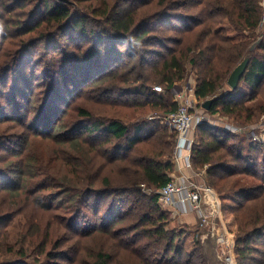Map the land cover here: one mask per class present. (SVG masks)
Returning a JSON list of instances; mask_svg holds the SVG:
<instances>
[{
  "label": "trees",
  "instance_id": "16d2710c",
  "mask_svg": "<svg viewBox=\"0 0 264 264\" xmlns=\"http://www.w3.org/2000/svg\"><path fill=\"white\" fill-rule=\"evenodd\" d=\"M262 1L0 0V93L30 61L42 59L55 87L51 102L49 96L44 102L50 103L44 133L58 126L65 110L63 84L83 91L93 83L86 93L102 103L101 116L79 108L87 120L49 138L61 145L58 150L22 156L15 146L8 158L0 154V195L21 190V200L28 196L48 215L41 224L27 218L11 242L5 227L23 210L22 202L0 198V264H208L202 233L187 255L177 246L185 230L168 227L170 211L159 203L157 190L176 169V132L159 120L148 128V120L128 123L111 113L126 104L135 112L149 106L167 115L178 107L173 88L193 77L196 97L213 99L211 114L253 123L264 113ZM247 54L243 80L253 88L238 94L240 86L232 90L227 79ZM157 85L164 91L157 92ZM26 133L11 135L22 140L1 135L0 141L27 145L38 137ZM196 139L190 160L194 170L208 166L204 180L219 192L236 233L237 264H264V144L207 123L196 127ZM143 185L152 193H144Z\"/></svg>",
  "mask_w": 264,
  "mask_h": 264
},
{
  "label": "rangeland",
  "instance_id": "374dc122",
  "mask_svg": "<svg viewBox=\"0 0 264 264\" xmlns=\"http://www.w3.org/2000/svg\"><path fill=\"white\" fill-rule=\"evenodd\" d=\"M260 5H261V9L263 10V15H264V0L261 2ZM1 21L2 20L0 19V22ZM174 22L179 23L177 21H174ZM15 25H13L12 28L10 27L11 26L10 24L9 25L7 24L5 26L13 30L15 29L14 28ZM164 27L168 28L170 33L173 32V28L170 27L169 25L164 26ZM228 32L230 35H234V34L238 35V33L232 31L231 29H228ZM259 32L261 33L260 30ZM248 33H249L248 30L244 31L243 33L239 34V37L244 38V35H247ZM26 37L28 36H25V38ZM260 39L261 38L256 39L255 42ZM7 44H8V41H7ZM41 60L42 59H40V61H37V59H34L32 62L30 61L23 70L19 71L20 73L18 72V74L20 75H17L15 79L12 76L8 87L6 88V91H4V94L0 93V107L1 106L4 107V109H1L2 113L0 116V136L3 135L7 137V135H10V136L12 134L17 135L16 133L18 132L21 134L24 133L23 135L24 137L27 134L26 132H28L30 133V136L32 137L35 135H37L38 137H36L33 140L30 139L27 145L23 141L22 143H18L19 145L14 144V142L12 143L11 141H7V139L6 140L4 139L5 141H0V154H2V157L8 158L9 155H12V153H14L12 151L16 147L23 151L22 156H26L25 153L29 154L33 150L38 151L40 153H44V154L52 153L53 149L58 150L56 146L61 147V145L54 144V142H52V140L49 139L50 137L57 135V134L63 135L65 131L70 130L77 121L87 120L80 113L79 108H89V110L93 114L100 115L98 108L102 106V103L96 102L95 97L88 96L86 93L87 90L93 87V83L88 84L86 87H82L83 91H76V84L70 85V87L63 84L62 85L64 86L63 95L65 94L67 103L62 101L60 105H62L63 108H65V110L64 112H60L61 117L58 121V126L54 128H50L48 134H46V132L44 133L45 131L43 127L44 119H45V116L49 114L48 111H45V110L50 104L49 102H48L49 104L44 103V102H45L46 97L48 96H49L48 101L50 100L51 102L52 98L54 97L55 87L53 85L52 86L50 85L53 82V81L52 82L49 81L50 78L46 79V72L42 66L43 63L41 62ZM189 79L190 77L185 82H182V83L187 84ZM78 82L79 80L76 79L75 83H78ZM68 87L69 89L72 90V91H69V93H68L69 89H67ZM252 88H253V84L251 85L250 83H247L243 80L240 84V89L238 91V94H241L243 92H249L250 90H252ZM22 94H24V96L27 97L26 100L21 97ZM14 96L17 97L18 103L16 104L12 103V97ZM105 102H108V101L105 100ZM254 102L256 103L257 100L248 102V104L253 105ZM105 105L108 106L106 103ZM125 105L126 104L116 105L115 106L116 111L112 112L111 114H113V116L122 118L124 121L128 123L131 121L133 122L134 120H143V119L148 120L147 123L145 124V126H147L148 128H154L158 124H160V122L158 121L159 119L155 118L156 113L153 112L154 109L153 110L150 109L149 106H146L144 109H141L135 112L134 111L135 107H127ZM197 108L200 109V110H197L198 115L205 114L209 116L207 124H210L213 126L214 125H224L222 123H219V121L216 122L220 118H222L221 121L224 120L226 117H224L223 115L213 114V113L210 114L208 112H205L204 107H201V106H198ZM152 116L154 118H152ZM227 119L229 120V122H231L230 120H232L228 117ZM251 122L253 123H251L249 126H252V127L257 126V129H256L257 133H255V137H257V139H255L254 141L253 140L254 138L252 139L249 137L251 142L253 140V143L256 145L264 144V113L259 116H256L254 120ZM196 127H194L190 132L191 136L195 139V141L197 140L196 139ZM245 134H249V133L247 131L242 132L241 136L243 135L247 136ZM84 137L85 136H81L80 138L82 139ZM14 138L17 141L22 140L20 138L12 137L13 140ZM4 144H5V149L3 146ZM34 146H36V149L33 148ZM10 148H12V151H10ZM0 164H3V163L1 162ZM190 168L192 172H195L194 175H196V173H199V175L201 174L199 176L200 179L202 177L203 178L205 177L206 169L194 170L192 163H191ZM173 180L176 182L178 181V179H173ZM210 187L212 188V191H213L211 197L214 200V202L213 204L206 203L205 201L206 197L204 196L201 202V208L203 207L204 214L207 216L206 218H208L210 221L212 220L218 221V223L223 228V233L222 232L220 233L219 228H217L218 234L220 233L219 236L222 235V237H220L221 240L219 242L220 253L223 255L225 259L227 260L229 259V261H231L232 264H237L236 257H235L236 233L230 231L227 225V222H226V218H231V217L223 211L222 199L217 189H215L212 185ZM15 192H17L15 193V195L14 194L11 195L12 199L11 197H9V195H6L5 192H2V195H0V198L4 197V200H6L7 202L9 201V203L13 199L14 200L12 202L19 200V199L21 200V196H19V193L21 192V190L19 191L15 190ZM27 197L28 196L24 195V200H21L22 203L19 205V208L23 207V210H20L21 212H19V214L14 215L12 217L13 218L12 221L8 224L7 227H5L6 229L5 231L7 232L9 236V240L11 242L19 239L20 231L22 229V226L27 222V218H30V223H37V224H41L46 219H48L47 212L45 210L39 209V206H37V204H33L32 201H28ZM108 199L111 200V197H108ZM109 200L105 199V201L102 204L104 214L106 213L105 211L107 208V204L110 203ZM0 202L2 203L3 199H0ZM166 209L168 210L167 206H166ZM169 211H170V216H169L170 222H169L168 227L179 229V230H185V233L183 234V236L177 240V246L185 249V251L187 252V255L193 253V250H196V244H197L196 241H197L199 233L207 232L205 228H202L200 226L199 222L201 220L198 217L196 210L192 209L190 210L189 213H186V212H182L181 210L171 208L169 209ZM104 214L102 212L100 217L103 216ZM187 214H192L191 216L196 218V222L190 223L186 221L185 218L186 216H188ZM58 216H61V215L58 214ZM80 218H84V215H82ZM118 224L119 223L114 225V227L115 228L118 227L119 226ZM4 225L5 223L3 224V226ZM227 232H229L230 234L227 235ZM225 240L227 241V244Z\"/></svg>",
  "mask_w": 264,
  "mask_h": 264
},
{
  "label": "built area",
  "instance_id": "2783aa9c",
  "mask_svg": "<svg viewBox=\"0 0 264 264\" xmlns=\"http://www.w3.org/2000/svg\"><path fill=\"white\" fill-rule=\"evenodd\" d=\"M262 25H264V17L262 20ZM154 88L157 92L164 91L163 87L160 85H157ZM172 92L174 94V101L178 105L177 109L167 115H156L155 118H158L159 121L168 126L170 130L176 132V144L174 148L173 162L178 161L184 156L185 153L187 165L188 167H191L190 157L195 139L191 136L190 132L199 124L207 123L209 116L205 114H197V110H200L197 107H203V103L196 97L195 80L193 77L188 80L187 84L173 88ZM204 111L210 113L206 109ZM152 118L154 117L152 116ZM221 119L222 118L216 122L219 121V123L224 125L214 126H219L221 128L223 127L222 129L237 135H241L242 132L247 131L249 134L245 135L252 139L254 138V141L257 139V137H255V133H257V126L252 127L249 125H241L233 120H230L231 122H229L227 117L222 121ZM207 167L208 166H205V169ZM194 173L195 172H193V174L190 176H183L179 178L177 182L172 179L166 185L158 189L157 193L159 194V203L165 209L167 206L168 210L172 208L189 213L190 210L195 209L198 217L201 220L199 223L202 228H205L206 230L215 229L216 231L217 228H219L220 233H223V228L218 223V221H210L208 218H206L207 216L204 214L203 207L201 208V202L204 196L206 197V203L213 204L214 200L211 197L213 193L212 188L206 183L203 177L200 179L199 176L201 174L199 175V173H196V175H194ZM143 188L144 192L148 194L152 193V189L147 188L144 185ZM229 234L230 233L227 232V235ZM220 237H222V235ZM225 242L227 244L226 240Z\"/></svg>",
  "mask_w": 264,
  "mask_h": 264
},
{
  "label": "water",
  "instance_id": "95a60500",
  "mask_svg": "<svg viewBox=\"0 0 264 264\" xmlns=\"http://www.w3.org/2000/svg\"><path fill=\"white\" fill-rule=\"evenodd\" d=\"M60 3L71 4L72 0H57ZM251 55L247 54L244 59L232 70L230 73L227 84L232 90L238 89L247 67L250 63ZM213 99H208L203 103L206 110H210ZM201 242L204 249L205 256L208 264H232L229 260L225 259L219 250L220 236L215 229H209L207 232L201 234Z\"/></svg>",
  "mask_w": 264,
  "mask_h": 264
},
{
  "label": "crops",
  "instance_id": "0c3cea01",
  "mask_svg": "<svg viewBox=\"0 0 264 264\" xmlns=\"http://www.w3.org/2000/svg\"><path fill=\"white\" fill-rule=\"evenodd\" d=\"M175 165H176V169L174 171V173L172 174L173 179H179L183 176H190L193 172L191 170L190 167H188L187 165V161H186V156L184 153V156L182 158H180L178 161H174ZM188 216H186V221L193 223L196 222V218H194L193 216H191L192 214H187Z\"/></svg>",
  "mask_w": 264,
  "mask_h": 264
}]
</instances>
